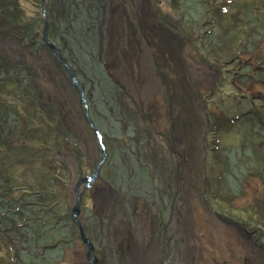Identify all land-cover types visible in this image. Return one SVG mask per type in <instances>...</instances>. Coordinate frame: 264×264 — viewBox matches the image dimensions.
Here are the masks:
<instances>
[{
    "label": "rangeland",
    "instance_id": "374dc122",
    "mask_svg": "<svg viewBox=\"0 0 264 264\" xmlns=\"http://www.w3.org/2000/svg\"><path fill=\"white\" fill-rule=\"evenodd\" d=\"M45 1L95 130L41 1L0 0V195L57 202L28 264H88L78 182L97 264H264V0Z\"/></svg>",
    "mask_w": 264,
    "mask_h": 264
},
{
    "label": "trees",
    "instance_id": "16d2710c",
    "mask_svg": "<svg viewBox=\"0 0 264 264\" xmlns=\"http://www.w3.org/2000/svg\"><path fill=\"white\" fill-rule=\"evenodd\" d=\"M32 2V1H30ZM34 4V3H33ZM36 33V32H35ZM38 35V33H36ZM37 39V36L34 37V39ZM25 39V37H24ZM35 39V40H36ZM23 40V39H22ZM29 38H26L25 41L27 42ZM74 72V71H73ZM26 81V79L24 78ZM100 80V85L101 86V91L105 94H109L110 90V83L109 81H106L105 79ZM4 86L6 90H9L10 86H12V83H4ZM6 98V96H5ZM8 102L11 104L13 103H23L22 100H12L8 99ZM6 106V105H5ZM7 109L10 111H13L12 105L6 106ZM28 108V106H26ZM15 110V109H14ZM21 110V109H20ZM18 113H20L19 110H16ZM45 128V127H44ZM47 129H49V132L51 131L50 126H47ZM29 145H32V143L29 142ZM34 148V152L32 154H38L41 151H39L37 148ZM9 156H13L14 152H8L6 151ZM3 153L2 149H0V154ZM24 155H22L23 157ZM22 157L17 159V161L21 160ZM55 162L54 164L58 165L59 163L61 164V160L58 159V155H56ZM3 161V160H2ZM1 161V162H2ZM2 167L7 166V163L4 162L1 163ZM13 193H4L3 195H0V226L3 225L4 232H2L1 236L3 238L0 239V255L2 254L3 256L0 257V264H28V259L33 260L34 255L36 254V257L41 254H43L45 251L47 252L48 249H55V247H48L43 245L44 241L47 240V237L49 236V232L52 231L51 229L53 228L52 225V220L55 219L53 218V215L51 214L52 208H56L57 202H49L43 201L39 203L41 207L44 209L38 210L36 216H29L25 215L27 213V207H35V205H26L20 204L19 203H12L11 198L14 196L18 200H22L28 193L24 191V189L17 188L12 191ZM38 194L37 192H35ZM34 193V194H35ZM43 214L45 216L43 217ZM57 219V218H56ZM1 232V230H0ZM19 233L21 239L15 241H12V237L9 236L10 234H15ZM16 240V239H15ZM64 243V242H63ZM62 244V242L60 243ZM32 251V252H31ZM84 260V258H83ZM85 264V262H84Z\"/></svg>",
    "mask_w": 264,
    "mask_h": 264
},
{
    "label": "water",
    "instance_id": "95a60500",
    "mask_svg": "<svg viewBox=\"0 0 264 264\" xmlns=\"http://www.w3.org/2000/svg\"><path fill=\"white\" fill-rule=\"evenodd\" d=\"M41 1V12H42V16H43V20H44V27H43V42L45 44H47V46L49 47V49H51V51L53 52V54H55L56 56V60L58 62V64H60V66H62V68L64 69L66 75H68L69 77V80L71 82V85H73L78 91H79V95L81 96V102L83 104V106L85 107V110H84V121L85 123L91 127L92 129L95 130V127H93V124H92V121L90 119V116L88 115V106H86L85 104V99H84V95H83V89L84 87L82 85H80L78 79H77V76L76 74H74L73 70L68 66V64H66L65 60L62 58V56H58V48L53 44V43H50L47 39V28H48V24L45 20V12H44V9H45V1L44 0H40ZM58 53V54H57ZM106 154L105 152L103 151L102 152V159L99 161V163L97 164V166L95 167V170L93 172V174L91 176H88L86 179L83 180V183H85V185L88 187V185H90L91 182L94 181V179L98 176L99 174V171H100V167L104 164L105 160H106ZM82 182H78L77 185L75 186L74 188V192L76 194V197H77V203L76 205L74 206V208L72 209L71 211V220L74 224H76V226L78 227V234H80V239H81V242L83 243V245L86 246L87 248V253H86V257H87V260L89 261L90 264H96V259L94 258V255H93V251H94V246L93 244L91 243V241H89V239L86 237V235L84 234V231H83V227H82V224L80 222L77 221V217L79 215V205H80V197L82 194H78V191H77V187L81 184Z\"/></svg>",
    "mask_w": 264,
    "mask_h": 264
},
{
    "label": "flooded vegetation",
    "instance_id": "af4514ba",
    "mask_svg": "<svg viewBox=\"0 0 264 264\" xmlns=\"http://www.w3.org/2000/svg\"><path fill=\"white\" fill-rule=\"evenodd\" d=\"M45 1V0H44ZM116 4L118 3V2H115ZM45 5H46V1H45ZM244 64H248V66L249 67H254L255 68V72L256 71H258L260 74H263L264 73V56H263V58L258 62V63H256L255 65L253 64V62H252V60L250 59V61L248 62V63H244ZM238 68V70L239 69H241L242 68V66L240 65V66H237ZM226 72V71H225ZM227 73V72H226ZM218 75H220V73H218ZM228 75H230V73H228ZM240 75V74H239ZM244 75V74H243ZM242 75V76H243ZM231 76V75H230ZM245 77H247V78H251V77H249V76H245ZM255 84H257V85H260L261 86V84H264V82H262V81H259V80H254L253 81V83L252 84H250L249 85V87H254V86H256ZM262 87V86H261ZM242 98L243 97H245V96H241ZM255 97H257V98H255ZM254 99H252V98H250V97H248L247 96V99H250V101L251 102H254V101H258V103H260L261 101H262V98H260L259 96H254L253 97ZM259 107H260V105H259ZM247 113H249V112H247ZM236 119L238 118V116H234ZM86 263H88V264H90L89 263V261L87 260V257H86ZM97 264V263H96ZM222 264V263H221Z\"/></svg>",
    "mask_w": 264,
    "mask_h": 264
}]
</instances>
